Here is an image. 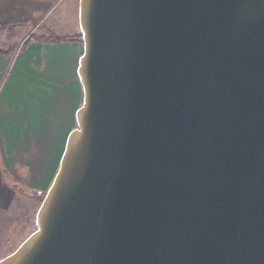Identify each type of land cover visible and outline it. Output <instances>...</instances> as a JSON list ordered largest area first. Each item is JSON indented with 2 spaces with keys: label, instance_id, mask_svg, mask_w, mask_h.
Listing matches in <instances>:
<instances>
[{
  "label": "water",
  "instance_id": "1",
  "mask_svg": "<svg viewBox=\"0 0 264 264\" xmlns=\"http://www.w3.org/2000/svg\"><path fill=\"white\" fill-rule=\"evenodd\" d=\"M78 9L76 127L0 264H264V0Z\"/></svg>",
  "mask_w": 264,
  "mask_h": 264
},
{
  "label": "crops",
  "instance_id": "2",
  "mask_svg": "<svg viewBox=\"0 0 264 264\" xmlns=\"http://www.w3.org/2000/svg\"><path fill=\"white\" fill-rule=\"evenodd\" d=\"M78 4L0 0V25L21 35L12 53L0 54V246L15 222L17 192H47L76 127L83 97ZM32 36L63 39L23 43Z\"/></svg>",
  "mask_w": 264,
  "mask_h": 264
},
{
  "label": "rangeland",
  "instance_id": "3",
  "mask_svg": "<svg viewBox=\"0 0 264 264\" xmlns=\"http://www.w3.org/2000/svg\"><path fill=\"white\" fill-rule=\"evenodd\" d=\"M20 33V30L18 31ZM15 32L13 28L0 29V49H8L14 46V39L17 41L20 39L14 38ZM16 203L17 207L13 212V218L15 222L13 223L10 232L6 240H3L0 246V259L13 252L19 244H21L36 228H35V214L39 208L38 198L34 191H21L17 192ZM44 194L46 192H43Z\"/></svg>",
  "mask_w": 264,
  "mask_h": 264
},
{
  "label": "trees",
  "instance_id": "4",
  "mask_svg": "<svg viewBox=\"0 0 264 264\" xmlns=\"http://www.w3.org/2000/svg\"><path fill=\"white\" fill-rule=\"evenodd\" d=\"M8 28H9L8 26L0 25V29H8ZM77 38L80 40L81 39V35L77 36ZM33 39L36 40V41H44V40H46V41H56V40H62L63 38H59V37H56V38H45V37L44 38H35L34 36H32V37L27 38L23 43H28V42L32 41ZM15 49H16V46L9 47L6 50L0 49V54L9 55ZM36 194H37L36 197L38 198V201L41 202V200L43 199L45 194L43 192H38Z\"/></svg>",
  "mask_w": 264,
  "mask_h": 264
}]
</instances>
